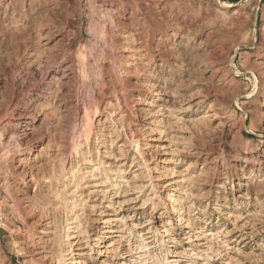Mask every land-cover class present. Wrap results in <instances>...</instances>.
<instances>
[{
  "label": "clouds",
  "instance_id": "obj_1",
  "mask_svg": "<svg viewBox=\"0 0 264 264\" xmlns=\"http://www.w3.org/2000/svg\"><path fill=\"white\" fill-rule=\"evenodd\" d=\"M0 264H264V0L5 6Z\"/></svg>",
  "mask_w": 264,
  "mask_h": 264
},
{
  "label": "rangeland",
  "instance_id": "obj_2",
  "mask_svg": "<svg viewBox=\"0 0 264 264\" xmlns=\"http://www.w3.org/2000/svg\"><path fill=\"white\" fill-rule=\"evenodd\" d=\"M11 3H14V0H4V4L3 5H0V13H2L4 11V7L11 4Z\"/></svg>",
  "mask_w": 264,
  "mask_h": 264
}]
</instances>
